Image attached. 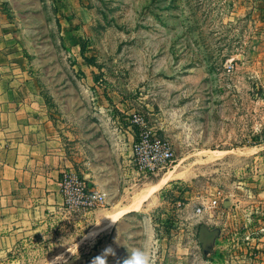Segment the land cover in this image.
<instances>
[{
	"label": "rangeland",
	"instance_id": "374dc122",
	"mask_svg": "<svg viewBox=\"0 0 264 264\" xmlns=\"http://www.w3.org/2000/svg\"><path fill=\"white\" fill-rule=\"evenodd\" d=\"M7 1L24 69L75 175L87 182L85 168L117 164V132L137 135L135 113L171 143L172 167L144 181L169 177L155 259L264 264V0ZM69 223L60 215L54 229ZM82 234L29 237L10 259L46 264Z\"/></svg>",
	"mask_w": 264,
	"mask_h": 264
},
{
	"label": "crops",
	"instance_id": "0c3cea01",
	"mask_svg": "<svg viewBox=\"0 0 264 264\" xmlns=\"http://www.w3.org/2000/svg\"><path fill=\"white\" fill-rule=\"evenodd\" d=\"M8 6L7 0H0V258L5 264H15L11 255L25 239L80 227L83 234L72 252L75 255L63 252L69 264H91L107 246L116 253L108 258V264H119L128 249L141 243L136 235L140 227L128 224L131 217L149 216L156 236L155 213L163 206L164 187L153 189L161 179L147 184L136 174L131 165L136 134L133 127L121 128L112 155L117 164L83 172L89 188L106 196V208L88 213L66 209L61 181L65 173L75 170V160L49 119L36 82L24 69ZM63 214L71 223L54 229V221ZM143 228L144 223L140 230L144 235ZM91 244L93 249L83 252ZM60 253L53 252L49 261ZM155 264L166 262L156 255Z\"/></svg>",
	"mask_w": 264,
	"mask_h": 264
},
{
	"label": "built area",
	"instance_id": "2783aa9c",
	"mask_svg": "<svg viewBox=\"0 0 264 264\" xmlns=\"http://www.w3.org/2000/svg\"><path fill=\"white\" fill-rule=\"evenodd\" d=\"M131 123L138 128L132 146L131 165L141 179L150 181L172 167L175 162L174 150L168 140L160 137L148 126L141 114H133ZM61 185L65 196V207L71 212L88 213L106 204L104 194L92 193L87 182L73 172L63 175ZM217 203V200L212 202L214 206ZM197 212L201 213L202 209L198 208Z\"/></svg>",
	"mask_w": 264,
	"mask_h": 264
},
{
	"label": "clouds",
	"instance_id": "9594fccd",
	"mask_svg": "<svg viewBox=\"0 0 264 264\" xmlns=\"http://www.w3.org/2000/svg\"><path fill=\"white\" fill-rule=\"evenodd\" d=\"M150 219L147 215L144 217V238L142 242L138 246L128 249L127 257L120 261L119 264H155V250L158 246V238L154 235V224L150 223ZM67 251H69V248ZM72 254L75 255L74 253ZM115 255V250L111 246H107L99 255L92 259L91 264H108V258ZM48 264H69V262L66 255L60 253L54 256L51 261H48Z\"/></svg>",
	"mask_w": 264,
	"mask_h": 264
},
{
	"label": "bare ground",
	"instance_id": "6f19581e",
	"mask_svg": "<svg viewBox=\"0 0 264 264\" xmlns=\"http://www.w3.org/2000/svg\"><path fill=\"white\" fill-rule=\"evenodd\" d=\"M168 178L169 177H164V178H162L160 181H159V183L154 187V189L153 190H156V189H159L161 186H163L167 181H168ZM150 193H151V191L148 193V195L146 194V195H144L143 196V198H147L149 195H150ZM142 201V200H141Z\"/></svg>",
	"mask_w": 264,
	"mask_h": 264
}]
</instances>
